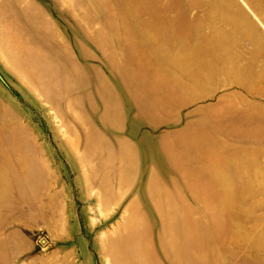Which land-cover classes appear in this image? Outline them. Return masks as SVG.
I'll list each match as a JSON object with an SVG mask.
<instances>
[{"label": "rangeland", "instance_id": "1", "mask_svg": "<svg viewBox=\"0 0 264 264\" xmlns=\"http://www.w3.org/2000/svg\"><path fill=\"white\" fill-rule=\"evenodd\" d=\"M196 27L264 0H0V264H264V150L199 134Z\"/></svg>", "mask_w": 264, "mask_h": 264}, {"label": "crops", "instance_id": "2", "mask_svg": "<svg viewBox=\"0 0 264 264\" xmlns=\"http://www.w3.org/2000/svg\"><path fill=\"white\" fill-rule=\"evenodd\" d=\"M206 28L209 32L201 37V27H196L195 80L197 98H211V115L197 118L199 134L202 128L203 137L211 134L213 149L220 143L255 141L264 150V27ZM231 129L241 139L232 140ZM207 176L219 182L221 175L197 174Z\"/></svg>", "mask_w": 264, "mask_h": 264}]
</instances>
